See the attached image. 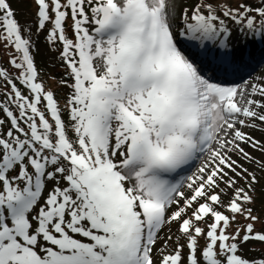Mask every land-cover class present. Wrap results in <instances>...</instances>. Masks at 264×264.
<instances>
[{"label": "snow or ice", "instance_id": "obj_1", "mask_svg": "<svg viewBox=\"0 0 264 264\" xmlns=\"http://www.w3.org/2000/svg\"><path fill=\"white\" fill-rule=\"evenodd\" d=\"M35 4L69 92L61 105L46 88L31 29L0 0L16 73L0 66V264H264L243 255L264 244V219L240 162L264 169L246 150L264 156V141L244 130L264 131V76L243 75L258 62L250 43L264 44V0L179 15L174 0Z\"/></svg>", "mask_w": 264, "mask_h": 264}, {"label": "rangeland", "instance_id": "obj_2", "mask_svg": "<svg viewBox=\"0 0 264 264\" xmlns=\"http://www.w3.org/2000/svg\"><path fill=\"white\" fill-rule=\"evenodd\" d=\"M10 5L14 12L16 13V18L19 20L22 26L31 29L30 34L25 32V36H30L32 41V53L34 55L35 63L40 75V79L45 84L46 88L52 90L61 105L65 103L67 98L69 89L61 85L60 81L63 78H67V72L65 69V65L63 61L60 59V52L62 51V44H50L48 43L46 37L48 28L44 30H38L37 27V6L35 4V0H9ZM196 0H174L176 5V13L180 14V11L183 7H188L191 9L193 3ZM216 2L221 6H225L230 4L232 7L238 6L239 3L245 2V0H216ZM71 21H69V25ZM175 26L177 30L182 28V22L177 20L175 21ZM50 27V26H49ZM68 35L72 37L71 27L68 29ZM74 38V37H72ZM247 37L245 41L239 37L238 42L244 43L249 42L251 39ZM259 41H252L250 45L256 44L258 46ZM262 44V43H261ZM257 55V63H254L252 68H249L246 73H244V80H253L256 81L258 77L264 76V46L263 48L256 50L253 49ZM189 51V50H188ZM187 53L193 58H196V54L192 51ZM14 52V49L6 48L3 44H0V66L7 68L12 74L14 73L11 69L9 61L11 59V55ZM206 74L211 76L213 73L211 70L206 69ZM221 77L217 75V77ZM217 82H224L223 78H219ZM244 80H241L238 76H233L228 78V82H234L236 84H243ZM245 131L250 132L255 139L264 141V131L255 130L252 131L250 129H244ZM247 151L251 153L252 156L256 157L258 160L264 159V156L258 151L253 150L252 148H246ZM233 158H236L235 156ZM244 167L248 168L250 172L254 173L258 183L253 184L254 192H250L249 194L253 196L255 203L252 205H248L254 209L253 214L259 215L262 219H264V169L259 168L256 164H252L246 162L244 160L240 161ZM194 170V169H193ZM250 182V181H249ZM242 186H246L244 181L240 182ZM240 223H245L243 218H239ZM176 226L173 225V231H175ZM167 232V229H164L161 232L163 236L164 233ZM264 254V244L261 243H252L247 247L243 253L244 256L248 258H260Z\"/></svg>", "mask_w": 264, "mask_h": 264}, {"label": "trees", "instance_id": "obj_3", "mask_svg": "<svg viewBox=\"0 0 264 264\" xmlns=\"http://www.w3.org/2000/svg\"><path fill=\"white\" fill-rule=\"evenodd\" d=\"M231 29H233V32L235 33V28H236V26L234 25V24H232L231 22H229V25H228ZM247 38V37H246ZM12 69V68H11ZM13 70V69H12ZM13 75H15L16 73H15V71L13 70Z\"/></svg>", "mask_w": 264, "mask_h": 264}, {"label": "bare ground", "instance_id": "obj_4", "mask_svg": "<svg viewBox=\"0 0 264 264\" xmlns=\"http://www.w3.org/2000/svg\"><path fill=\"white\" fill-rule=\"evenodd\" d=\"M238 43H241V42H238ZM259 45L263 46L264 44H261V43H260ZM188 50H189V51H192V52L195 53V50L192 49L189 45H188ZM218 77H219V76H218ZM219 78H223V77H219Z\"/></svg>", "mask_w": 264, "mask_h": 264}]
</instances>
